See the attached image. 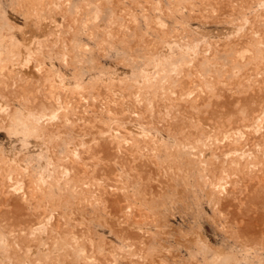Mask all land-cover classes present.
<instances>
[{"label": "rangeland", "instance_id": "rangeland-1", "mask_svg": "<svg viewBox=\"0 0 264 264\" xmlns=\"http://www.w3.org/2000/svg\"><path fill=\"white\" fill-rule=\"evenodd\" d=\"M0 264H264V0H0Z\"/></svg>", "mask_w": 264, "mask_h": 264}, {"label": "snow or ice", "instance_id": "snow-or-ice-1", "mask_svg": "<svg viewBox=\"0 0 264 264\" xmlns=\"http://www.w3.org/2000/svg\"><path fill=\"white\" fill-rule=\"evenodd\" d=\"M52 119H55V116H53Z\"/></svg>", "mask_w": 264, "mask_h": 264}, {"label": "bare ground", "instance_id": "bare-ground-1", "mask_svg": "<svg viewBox=\"0 0 264 264\" xmlns=\"http://www.w3.org/2000/svg\"><path fill=\"white\" fill-rule=\"evenodd\" d=\"M18 78H20L19 76H18ZM25 80V79H24ZM257 127V126H256ZM258 128V127H257Z\"/></svg>", "mask_w": 264, "mask_h": 264}]
</instances>
